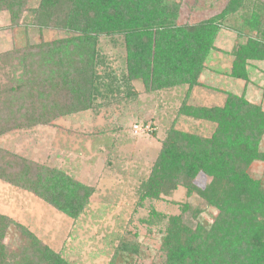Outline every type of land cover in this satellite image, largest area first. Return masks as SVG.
<instances>
[{"label": "trees", "instance_id": "16d2710c", "mask_svg": "<svg viewBox=\"0 0 264 264\" xmlns=\"http://www.w3.org/2000/svg\"><path fill=\"white\" fill-rule=\"evenodd\" d=\"M182 1L0 0V12L8 14L13 28L68 32L58 40H41L0 54V63L10 72L0 87V135L91 110L98 99L103 105L133 102L134 81L149 92L187 86L189 94L200 85L220 28L236 12L245 16L248 0H226L214 17L179 25ZM252 9L255 12L235 27L245 42L230 51L229 75L242 80L250 62H264V3L256 2ZM102 39L111 51L124 50L117 57L124 62L122 70L103 53ZM177 113L215 123L214 133L203 138L170 129L135 193L140 202L156 199L202 173L210 179L208 184L203 191L193 186L188 193L197 191L217 212L210 226L196 222L190 228L172 218L178 229L171 228L162 238L160 264H264V182L248 175L254 161L264 162V152L258 150L264 136L263 110L244 96L228 94L222 108L189 106L185 99ZM229 125L238 141L229 137ZM0 181L72 219L93 194V188L64 172L3 149ZM10 226L25 240L21 247L4 244ZM118 250L136 252L124 245ZM0 264L71 263L26 227L0 214ZM109 264L117 263L113 259Z\"/></svg>", "mask_w": 264, "mask_h": 264}, {"label": "rangeland", "instance_id": "374dc122", "mask_svg": "<svg viewBox=\"0 0 264 264\" xmlns=\"http://www.w3.org/2000/svg\"><path fill=\"white\" fill-rule=\"evenodd\" d=\"M256 2L263 5L264 0H248V13H234L220 28L215 49L200 74V85L192 87L189 94L187 86L149 92L140 81H134L137 98L133 102L103 105L98 99L91 110L0 135V149L55 168L93 188L86 207L72 219L33 194L0 181V214L26 227L71 264H109L113 259L117 264H160L162 238L171 228L178 229L172 218H180L190 228L196 222L210 226L217 211L197 191L188 193L193 186L203 191L208 184L210 179L202 173L156 199L140 202L135 191L140 180L149 175L170 129L203 138L214 133L215 123L177 113L185 99L189 106L222 108L227 95L233 94L260 105L264 112V62H250L246 80L229 75L230 51L245 42L235 27L255 12L252 4ZM225 5L226 0H183L177 23L192 25L207 20L221 13ZM249 34L258 37L256 32ZM67 36L68 32L61 30L13 28L8 14L0 12V54ZM99 42L104 45L103 53L114 59V68L122 70L124 62L117 57L124 50L118 47L113 52L104 39ZM9 73L0 63V87L8 82ZM230 125L229 137L238 141ZM258 150L264 152V136ZM248 175L264 182V162L254 161ZM16 230L10 226L4 239L13 249L25 244ZM123 245L136 252L118 250Z\"/></svg>", "mask_w": 264, "mask_h": 264}, {"label": "built area", "instance_id": "2783aa9c", "mask_svg": "<svg viewBox=\"0 0 264 264\" xmlns=\"http://www.w3.org/2000/svg\"><path fill=\"white\" fill-rule=\"evenodd\" d=\"M137 129V127H135Z\"/></svg>", "mask_w": 264, "mask_h": 264}]
</instances>
